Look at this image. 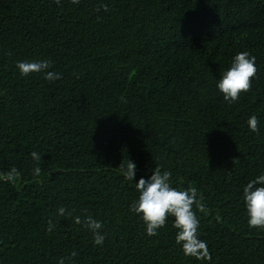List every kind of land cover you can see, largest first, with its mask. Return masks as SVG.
Returning <instances> with one entry per match:
<instances>
[{
	"label": "trees",
	"instance_id": "16d2710c",
	"mask_svg": "<svg viewBox=\"0 0 264 264\" xmlns=\"http://www.w3.org/2000/svg\"><path fill=\"white\" fill-rule=\"evenodd\" d=\"M241 51L259 71L229 104L216 82ZM23 60H50L61 78L22 76ZM128 159L133 181L119 169ZM13 166L15 184L0 181V264L73 251L74 264H264V230L249 228L243 201L264 174V0H0V172ZM156 166L203 197L210 261L183 254L173 218L148 236L130 210ZM77 215L102 222V245Z\"/></svg>",
	"mask_w": 264,
	"mask_h": 264
},
{
	"label": "clouds",
	"instance_id": "9594fccd",
	"mask_svg": "<svg viewBox=\"0 0 264 264\" xmlns=\"http://www.w3.org/2000/svg\"><path fill=\"white\" fill-rule=\"evenodd\" d=\"M57 4L60 0H55ZM73 5H78L80 0H69ZM103 10L108 12L107 4H99L95 11ZM16 68L22 76H28L33 73H43L44 78L49 81L61 78L60 73L51 71L52 62L50 60L42 61H17ZM259 69L256 66V57L247 51L238 52L233 58L230 66L221 71L220 78L216 82V88L223 95V99L229 104L239 101L242 94L250 92L252 81L256 77ZM123 96L121 100H123ZM126 103V101H124ZM250 131L259 132V119L252 115L247 120ZM36 166L33 168V175L39 177L41 168L39 162L41 155L36 151L30 153ZM119 169L126 180H135L136 164L123 160ZM21 173L16 167H11L6 172H0V181L15 184L20 178ZM172 173L156 166L152 170L149 178L141 177L135 183L138 198L131 205L130 210L139 215L145 226L148 236H155L158 230L165 227L169 218H173L172 226L176 229L175 242L180 245L182 252L186 257H193L196 260H211V254L207 242L200 239V217L197 214H207V207L204 199L199 195L195 187L180 188L171 183ZM243 201L247 213V223L250 229L264 230V174L256 176L249 181L243 188ZM75 210L68 211L65 207L58 208L59 216L72 217ZM74 223L83 224L93 233L95 245H102L105 236L102 234V222L96 220L92 215H85L82 219L77 215L73 217ZM48 232H52L55 224L50 218L47 221ZM78 253L73 251L69 256L58 258L57 264H74L73 258Z\"/></svg>",
	"mask_w": 264,
	"mask_h": 264
}]
</instances>
